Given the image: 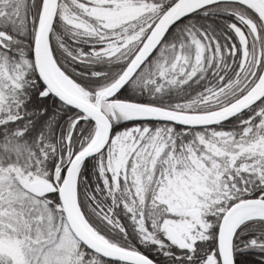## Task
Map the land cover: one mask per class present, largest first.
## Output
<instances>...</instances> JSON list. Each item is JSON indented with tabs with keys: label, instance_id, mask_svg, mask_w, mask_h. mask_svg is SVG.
<instances>
[{
	"label": "snow or ice",
	"instance_id": "6c2138e0",
	"mask_svg": "<svg viewBox=\"0 0 264 264\" xmlns=\"http://www.w3.org/2000/svg\"><path fill=\"white\" fill-rule=\"evenodd\" d=\"M0 264H264V0H0Z\"/></svg>",
	"mask_w": 264,
	"mask_h": 264
}]
</instances>
